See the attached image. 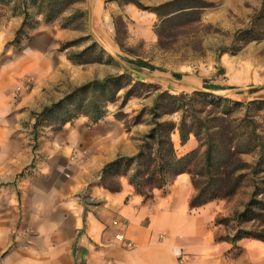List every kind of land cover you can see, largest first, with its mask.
I'll return each instance as SVG.
<instances>
[{"label": "rangeland", "instance_id": "374dc122", "mask_svg": "<svg viewBox=\"0 0 264 264\" xmlns=\"http://www.w3.org/2000/svg\"><path fill=\"white\" fill-rule=\"evenodd\" d=\"M135 1L143 7L156 8L174 0ZM198 1L204 2L206 8L197 9L187 16L171 15L161 20L148 11L127 4L125 0H84L57 22L45 25L39 18L36 30L26 29L20 35L21 45L35 46L44 53L55 81L44 88H36L29 82H12L15 92L12 104L19 109L14 108L13 119L9 120L13 131L11 148L29 151L31 162L14 181L21 192L20 202L11 201L14 194L0 193V215L11 219L4 220L8 229L15 228L14 218L25 214L31 216L28 224L39 228L45 224L42 219L68 214L79 217L80 214L97 211L101 200L93 193L94 190L110 192L101 187V175L84 172L79 163L93 161L95 153L108 147L120 133H129L132 146L138 148L149 130L159 93L191 96L202 92L228 100L226 102L230 106L242 103L241 108H235V117L244 115L249 103V115L258 123L264 136V89L250 93L251 89L264 86V21L256 29L260 32V39H252L246 33L252 28V17L260 10L261 1ZM77 10L84 16L74 24H83L82 30H64L69 14ZM14 19L23 22L22 17L1 7L0 20ZM117 32L124 48L119 45ZM157 33L161 37L160 43ZM70 45L73 46L65 50ZM223 50L229 51L223 53ZM8 60V57H1L0 65H5ZM115 75L123 77L118 84L120 91L116 101L108 105L102 120V128L109 130L107 137H101L99 129L92 131V142L86 146L87 151L79 152L77 136L66 141L71 128L65 129L56 119L42 121L35 127L37 115L46 107L60 102L86 83ZM145 76H158L160 80ZM166 78L184 82L186 86L172 85ZM18 87L21 88L19 92ZM205 88L213 90H201ZM197 98L198 110L208 112L206 102ZM174 103L168 98L162 99L158 110L162 121H181L182 112L167 114ZM205 115L203 112L202 116ZM78 120L83 128L94 127L87 118ZM138 122L141 124L136 125ZM65 143L68 148H64ZM202 153L203 150L200 155ZM261 156L257 151L243 157L250 164L258 163L259 174L255 178L244 179L238 195L227 200L231 204L234 202L236 208L233 219L244 213L255 190L253 185L258 186L259 200L264 195V155ZM7 159L0 156V167ZM202 161L201 157L192 161L196 170ZM128 168L126 163H121L118 175L110 180L122 184L124 175L132 170V167ZM1 171L2 174L5 171L10 174L8 167H2ZM82 175L88 180L82 179ZM255 210L258 215L252 221L244 219L240 226L232 222V218L219 217V220L228 222L222 224L223 229L233 237L237 235V228L248 235L259 236L264 231V213Z\"/></svg>", "mask_w": 264, "mask_h": 264}, {"label": "crops", "instance_id": "0c3cea01", "mask_svg": "<svg viewBox=\"0 0 264 264\" xmlns=\"http://www.w3.org/2000/svg\"><path fill=\"white\" fill-rule=\"evenodd\" d=\"M21 26L18 19L0 20V60L3 56L9 59L0 65V156L8 158L2 167H8L10 172L2 174L0 167V193L14 194L13 203L22 199L14 181L29 166L31 153L11 148L13 131L9 120L13 119L14 108L19 109L12 104V82H29L44 88L55 81L51 64L40 49L13 44ZM167 82L186 86L174 79ZM71 125L64 127L71 128L66 141L77 136L79 152L87 151L92 131L99 129L104 138L109 131L102 128V121L93 128L81 127L78 119ZM129 135L120 133L108 147L95 153L93 161L79 163L83 171L100 176L104 167L117 158L137 155L138 148L132 146ZM172 140L179 157L199 148L194 136L185 145L181 144L178 132ZM64 148H68L66 143ZM82 177L86 179L85 175ZM121 185L119 193L94 190L101 200L97 211L79 217L68 214L42 219L45 224L39 228L31 227V216L25 214L14 218L15 228L8 229L4 220L11 219L0 215V264H264V242H233V235L217 224L219 217L232 218L234 202L219 200L191 209L195 190L189 175L177 177L170 186L155 191L148 201L136 193L126 177ZM119 234L133 246L127 248L117 241ZM219 238L223 241H217Z\"/></svg>", "mask_w": 264, "mask_h": 264}, {"label": "trees", "instance_id": "16d2710c", "mask_svg": "<svg viewBox=\"0 0 264 264\" xmlns=\"http://www.w3.org/2000/svg\"><path fill=\"white\" fill-rule=\"evenodd\" d=\"M84 0H0L1 7L13 12L15 16L23 18L22 26L16 34L15 45L20 46V35L26 29L36 30L39 26L37 19L42 18L45 25H50L67 15L69 11L79 2ZM127 4H133L140 10L148 11L159 19L175 17L176 15L187 16L188 13L197 9H204L206 5L198 0H174L156 8L143 7L135 0H125ZM261 1L260 10L252 17V28L246 31L250 38H261L257 28L264 21V0ZM78 10L69 14L64 30H82L83 24H74L83 17ZM255 29V30H253ZM160 43V34L157 33ZM119 45L120 35L117 32ZM73 45L67 46L65 50ZM229 50H223L227 53ZM122 75L109 76L104 79H96L75 89L71 95L60 102L46 107L43 112L37 115L35 127L42 121L56 119L59 125L72 124L80 117L87 118L92 125L101 122L106 114L109 104L116 101L120 91L118 86ZM251 90L250 93H257L262 90ZM205 90H213L205 88ZM249 93V94H250ZM243 95V94H241ZM206 102V110L199 111L198 98ZM168 98L175 102L168 115L183 113L181 121H162V115L158 113L162 99ZM197 99V100H196ZM128 101V99H127ZM228 100L216 98L208 93L196 92L191 96L184 94L173 96L159 93L153 106L151 123L148 132L143 136L138 146V153L133 157H119L108 164L102 170L100 180L101 187L110 193L121 192L122 185L110 180L118 175L121 163H126L131 172L124 175L134 187L136 193L145 200H151L155 191L163 190L170 186L177 177L187 174L191 177L196 195L191 199L192 210L201 208L209 203L218 200H229L237 196L242 188L243 180L258 176L256 164H250L244 160L245 155H252L258 151L260 157L264 155V136L259 131L258 123L249 115L250 104L247 103V111L241 117H235L236 107L242 103L230 106ZM244 105V104H243ZM205 112L206 115L202 116ZM190 119V122H188ZM41 119V120H40ZM141 122L136 123V125ZM54 125V123L52 124ZM179 133L181 144L185 145L191 136H194L199 143V148L184 157H179L172 140L173 134ZM203 153L200 155V152ZM197 157L203 158L202 165L195 167L192 164ZM194 167V168H193ZM128 168V169H129ZM251 195L245 211L235 217L232 222L239 226L245 221H252L258 215L259 209L264 213V198L259 200L258 186ZM244 220V221H243ZM225 220H217V224H226ZM228 223V222H227ZM255 239L264 242V231L262 235L251 236L244 230L237 228V235L232 238L233 242L242 239ZM229 240V238H226ZM223 241V238L217 239Z\"/></svg>", "mask_w": 264, "mask_h": 264}, {"label": "built area", "instance_id": "2783aa9c", "mask_svg": "<svg viewBox=\"0 0 264 264\" xmlns=\"http://www.w3.org/2000/svg\"><path fill=\"white\" fill-rule=\"evenodd\" d=\"M21 90V88H18V92ZM116 239L117 241L121 242L123 244V246L127 247V248H130L133 246V244L131 242H128L125 240L124 236L123 235H117L116 236Z\"/></svg>", "mask_w": 264, "mask_h": 264}, {"label": "water", "instance_id": "95a60500", "mask_svg": "<svg viewBox=\"0 0 264 264\" xmlns=\"http://www.w3.org/2000/svg\"><path fill=\"white\" fill-rule=\"evenodd\" d=\"M134 73H136V74H139V73H137V72H135V71H133ZM139 75H141V74H139ZM145 78H147V79H152V80H160V77H146L145 76ZM166 80L168 81L169 79L168 78H166ZM170 81H171V79H170ZM261 88H264V86H261V87H259V88H254V89H251V90H257V89H261ZM202 91H204V92H210V91H207V90H204V89H201Z\"/></svg>", "mask_w": 264, "mask_h": 264}]
</instances>
